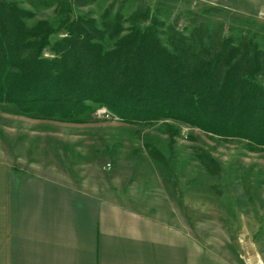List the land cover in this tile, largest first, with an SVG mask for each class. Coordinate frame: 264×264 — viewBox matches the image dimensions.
Masks as SVG:
<instances>
[{
	"label": "trees",
	"instance_id": "obj_1",
	"mask_svg": "<svg viewBox=\"0 0 264 264\" xmlns=\"http://www.w3.org/2000/svg\"><path fill=\"white\" fill-rule=\"evenodd\" d=\"M141 1L124 20L119 9L110 17L109 7L98 26L75 12L74 0H54V17L29 26L33 15L0 0V109L75 125L96 107L126 125L171 119L264 151V42L245 31L238 39L217 35L203 23L188 37L170 27L164 43L153 2ZM165 125L171 147L176 129ZM145 149L168 166L155 145ZM195 151L207 173H222L202 148Z\"/></svg>",
	"mask_w": 264,
	"mask_h": 264
},
{
	"label": "rangeland",
	"instance_id": "obj_2",
	"mask_svg": "<svg viewBox=\"0 0 264 264\" xmlns=\"http://www.w3.org/2000/svg\"><path fill=\"white\" fill-rule=\"evenodd\" d=\"M8 1H16L34 16L27 21L29 26L55 15L54 0ZM150 1L163 22L160 36L164 43L170 27L188 37L203 23L217 35L238 39L245 31L258 43L264 42L262 16L245 17L196 0ZM74 3L77 14L95 19L100 26L101 16L109 7L110 17L119 9L124 20L142 1ZM128 27L125 22L124 28ZM59 37L57 34L51 41ZM44 57L50 56L45 53ZM261 79L264 84V76ZM103 113L105 110L94 107L87 123L74 125L28 119L14 114L11 106H3L0 163L26 170L50 168L60 172L64 181H69L65 177L69 173L77 182L82 180L93 194L108 196L186 231L231 264H264V151L251 150L246 141H224L171 119L152 126H131L113 120L107 113L109 119H103ZM165 122L176 129L171 147ZM147 143L163 153L168 166L148 156ZM197 148L219 163V176L207 173L197 157Z\"/></svg>",
	"mask_w": 264,
	"mask_h": 264
},
{
	"label": "crops",
	"instance_id": "obj_3",
	"mask_svg": "<svg viewBox=\"0 0 264 264\" xmlns=\"http://www.w3.org/2000/svg\"><path fill=\"white\" fill-rule=\"evenodd\" d=\"M196 1L264 21V0ZM59 173L0 163V264H231L186 231Z\"/></svg>",
	"mask_w": 264,
	"mask_h": 264
},
{
	"label": "built area",
	"instance_id": "obj_4",
	"mask_svg": "<svg viewBox=\"0 0 264 264\" xmlns=\"http://www.w3.org/2000/svg\"><path fill=\"white\" fill-rule=\"evenodd\" d=\"M103 116H104L105 118H108V115H106V113H103Z\"/></svg>",
	"mask_w": 264,
	"mask_h": 264
}]
</instances>
